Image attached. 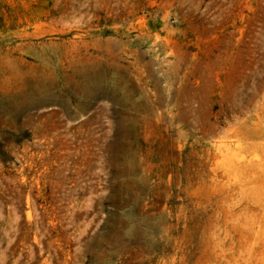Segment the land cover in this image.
<instances>
[{
	"label": "rangeland",
	"instance_id": "rangeland-1",
	"mask_svg": "<svg viewBox=\"0 0 264 264\" xmlns=\"http://www.w3.org/2000/svg\"><path fill=\"white\" fill-rule=\"evenodd\" d=\"M0 264H264V0H0Z\"/></svg>",
	"mask_w": 264,
	"mask_h": 264
},
{
	"label": "bare ground",
	"instance_id": "bare-ground-1",
	"mask_svg": "<svg viewBox=\"0 0 264 264\" xmlns=\"http://www.w3.org/2000/svg\"><path fill=\"white\" fill-rule=\"evenodd\" d=\"M9 62H10V60H9ZM42 62V61H41ZM78 62H81V63H78ZM87 63V61L86 60H83L82 61V59L81 58H78V59H76V58H71L70 60H69V67H70V71L73 73V75L75 74V73H77V72H80V71H82V70H84V68H82L83 66H84V64H86ZM82 65L81 66V68H79L78 70L76 69L77 67H78V65ZM34 67V66H33ZM38 67V66H37ZM43 71V74H42V76H41V78L40 79H38V80H35V82H44V79L45 78H50L49 80V82H53L52 81V78H53V76H52V72H50L49 70H47V69H45V70H42ZM55 75V74H54ZM39 76V75H38ZM75 78V77H74ZM67 79H69V77H67Z\"/></svg>",
	"mask_w": 264,
	"mask_h": 264
}]
</instances>
